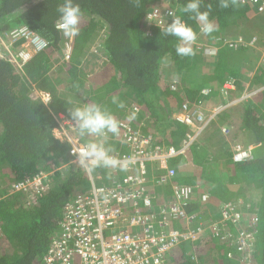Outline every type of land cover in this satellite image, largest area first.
I'll use <instances>...</instances> for the list:
<instances>
[{
	"label": "trees",
	"instance_id": "trees-1",
	"mask_svg": "<svg viewBox=\"0 0 264 264\" xmlns=\"http://www.w3.org/2000/svg\"><path fill=\"white\" fill-rule=\"evenodd\" d=\"M75 2L82 10L79 32L68 37L55 27L63 0H0V264H43L51 244L62 234L69 207L94 186L123 183L128 176L118 164L94 166L89 172L73 164L72 145L57 137L55 116L74 120L75 107L99 104L113 114L119 131L126 127L150 137L154 147L180 149L188 129L174 117L185 104L191 108L224 104L226 84L234 83L241 92L247 85L264 83V64L256 61L262 57L254 55L260 40L264 46V3L261 7L229 0L225 9L219 7V0H203L201 11H209L216 30L205 34L201 22L183 14L197 40L191 45L193 55L178 56L177 39L164 35L172 20L164 19L161 25L153 13L180 15L187 0ZM22 28L48 45L23 70L2 45ZM234 28L238 30L232 32ZM67 43L71 55L64 62L61 52ZM22 44L10 45L11 53L17 55ZM94 49L101 54V64L89 71ZM40 93L50 95L51 101L45 103ZM255 101L236 112L243 117L238 129L234 111L221 117L219 126L230 122L236 128L231 141L219 130L206 131L183 154L169 159L166 166L158 165L160 172L175 171V179L154 180L161 175H154V165H148L154 205L144 211L147 220L140 234L147 227L157 233L166 230L160 224L165 218L160 206L168 203L174 187L206 186L211 194L209 208L201 198L184 207L188 216H195L191 226L186 220L168 218L174 229H201V233L196 240H181L165 255L164 264H264V91ZM240 136L243 142L238 145L254 148L242 162L234 159L233 150ZM79 137L81 144L102 140L116 156L129 152L116 134ZM42 173L48 177L39 193L13 192L14 184ZM165 186L170 188L166 193L161 191ZM228 203L240 205L243 220L227 222L223 228L218 209ZM209 209L213 222L206 223ZM214 223L218 232L211 227ZM244 233L249 235L246 241L241 238Z\"/></svg>",
	"mask_w": 264,
	"mask_h": 264
},
{
	"label": "built area",
	"instance_id": "built-area-1",
	"mask_svg": "<svg viewBox=\"0 0 264 264\" xmlns=\"http://www.w3.org/2000/svg\"><path fill=\"white\" fill-rule=\"evenodd\" d=\"M243 4H253L263 7V0H242ZM172 13V15H169ZM174 13L171 11L153 13L159 24L164 19L172 20ZM23 41L21 50L17 55L10 51L8 46ZM5 43V45H4ZM10 52L14 63L23 70L28 61L35 54L47 48V42L26 28L15 31L3 42ZM71 55V43H67L63 51V61L68 62ZM250 87H245L239 101L232 102L210 109L206 104H195L192 109L189 104L183 106L178 121L185 124L190 133L186 136L180 149L161 148L155 146L150 137H145L139 132H133L126 127L118 131L116 139L126 144L129 152L125 156L112 155L127 170L128 176L123 183L111 181L108 186L93 187L92 191L80 197L69 207L66 213L62 234L51 244L50 250L43 259V264H164V257L181 240H196L201 233L198 230L174 229L168 218L186 220L191 226L195 216H188L184 207L198 200L196 189L191 186H176L166 205L160 206V212L165 216L161 225L167 227L165 231L157 233L151 227L144 229L140 234L142 224L147 220L144 211L154 205L153 190L150 189L152 177H149L148 165L158 164L166 166L169 159L183 154L193 143L198 140L204 130L216 119L218 115L234 106L238 102L251 98ZM236 90L234 83L223 87L222 94L229 97ZM205 94H208L205 92ZM45 103L51 101L50 95L41 97ZM192 109V110H191ZM58 124L57 137L68 141L72 145L71 157L73 164L82 166L89 172L94 166L81 164L79 149L84 145L80 142L76 121L68 119L65 115L55 116ZM226 135L230 132L224 130ZM234 159L238 162L249 158L250 152L236 144L233 147ZM243 154H248L242 158ZM48 174L42 173L32 181L21 182L13 185V192L35 191L39 193L47 179ZM175 171H168L167 178L175 179ZM208 194L202 196L206 203ZM1 200V194H0ZM242 214L234 207L228 206L222 211V225L227 227V222L238 224ZM187 226V227H188ZM218 232L216 224L211 226ZM249 235L242 234L246 241Z\"/></svg>",
	"mask_w": 264,
	"mask_h": 264
},
{
	"label": "clouds",
	"instance_id": "clouds-1",
	"mask_svg": "<svg viewBox=\"0 0 264 264\" xmlns=\"http://www.w3.org/2000/svg\"><path fill=\"white\" fill-rule=\"evenodd\" d=\"M202 2L203 0H187V3L180 9L181 14L175 15L172 19V22L168 24V26L164 29L165 36H173L177 39L178 43L176 44L175 51L178 56L193 55L194 51L191 45L197 40V33L193 30L191 26H189L182 19L183 14L185 13L191 14L193 19H196L199 22H201L202 23L201 31L205 34H211L216 30L215 24L209 20V11H203V12L201 11ZM208 7L210 10L211 6L209 5ZM219 7L225 9L228 8L229 0H219ZM57 11L60 13L59 20L55 25L57 30L62 31L63 34L68 37L76 36L79 32L78 24L82 16V10L80 5L76 3L75 0H63V3L58 6ZM169 15H172V13H169ZM261 64H264V57H262L261 62L258 63V65ZM249 87H250L249 89L250 92H252L253 88L250 85ZM244 90L241 91L240 93L243 94ZM261 90L264 91V87ZM262 91H260L259 93H261ZM222 96L224 99L227 98L226 103L224 104L217 103L212 106L210 105L207 106L210 109H213L221 105L230 104L228 103V98H230V95L229 97H226L224 96V94H222ZM181 112L182 111L180 110L177 114H175L174 118L178 123H180L181 125L185 126L188 129V133L186 134L187 136L190 133V129L185 124L178 121L177 119V116H179ZM224 113L225 111L218 116H223ZM71 116L76 121V127L81 137L85 135L106 137L107 133L118 134L119 125L117 120L115 119V117L111 112L107 111L99 104L83 105V106L75 107L71 112ZM227 131L230 132V130ZM182 144L180 146H182ZM79 151H80V162L86 167H88V165H92V166H100L103 168H109V167H116L117 164L120 163L112 155H110V152L112 150L110 148H106L102 140L98 142L86 143L79 149ZM89 171H91V168H89ZM200 189L204 192L200 196L201 201H202V196L204 194L209 195V199L205 203L206 206L209 208L211 202V194L207 192L206 186H203ZM228 206L234 207L237 211L243 213L242 208L237 203H228L226 205H221L220 207L222 208H219L218 211L222 214L223 209Z\"/></svg>",
	"mask_w": 264,
	"mask_h": 264
},
{
	"label": "crops",
	"instance_id": "crops-1",
	"mask_svg": "<svg viewBox=\"0 0 264 264\" xmlns=\"http://www.w3.org/2000/svg\"><path fill=\"white\" fill-rule=\"evenodd\" d=\"M3 42V41H2ZM2 45H3V43H2ZM4 45H5V43H4ZM4 45H3V47H4ZM5 48V47H4ZM6 51H7V49H6ZM254 73H252V75H253ZM264 85V83H262V84H260L258 87L256 86V87H254L253 89H252V92H250L251 93V98H249V99H247V100H243L242 102H238L237 104H235L234 106H231L229 109H227L226 111H225V113L224 114H226V113H228L229 112V114L231 113V112H233L234 111V114L236 115V112H239V111H241V112H243V108L244 107H247L248 105H249V103H253V104H255L256 103V101H255V98H256V96H257V94L260 92V91H262L261 89H263V86ZM261 86H263V87H261ZM241 97H242V94L240 93V92H238V91H233V92H231V94H230V98H228V103H231V102H236V101H239L240 99H241ZM223 100L224 101H226L224 98H223ZM262 112H263V110H262ZM264 113V112H263ZM237 116V119L235 120V124H236V126L235 127H237V129H238V127H241V124H242V118L243 117H241L240 115H236ZM218 117H220V116H218ZM217 122H212L205 130H204V133L203 134H201V136L199 137V138H203L204 137V135L206 134L205 132L206 131H212V132H215V131H217V130H219V133H220V135L224 138V139H226V140H229V141H231V139L229 138V137H231L232 135H233V131L235 130V132H236V128H234V125L233 124H231L230 122H228V123H225L224 124V126H219L218 124H216ZM211 129V130H210ZM224 130H230V135L229 136H227L225 133H224ZM202 135H203V137H202ZM242 135V134H241ZM240 138H241V136H240ZM240 138H237V140H235V145L236 144H239L238 142H243L242 141V138L240 139ZM241 145V144H240ZM244 148H245V146H244ZM254 148H251V147H249V150L250 151H252ZM248 150V151H249ZM250 155H251V153H250ZM154 167V168H153ZM152 168H153V172H157V173H155L154 175H161V178H159V177H154V180H157V179H160L161 181H164L165 180V178H167V172H160L161 170L159 169V167H158V164H155L154 166H153ZM151 168V169H152ZM155 170V171H154ZM161 174H160V173ZM151 175H152V172H151ZM168 180H169V178H168ZM167 189H170L168 186H165V187H163L162 189H161V191H165V190H167ZM168 191V190H167ZM165 193H166V191H165ZM204 192L200 189V190H196V195H197V198L199 199L200 198V196L203 194ZM170 196H168V198H169Z\"/></svg>",
	"mask_w": 264,
	"mask_h": 264
},
{
	"label": "rangeland",
	"instance_id": "rangeland-1",
	"mask_svg": "<svg viewBox=\"0 0 264 264\" xmlns=\"http://www.w3.org/2000/svg\"><path fill=\"white\" fill-rule=\"evenodd\" d=\"M237 30H238V28L231 29L232 32H236ZM9 47L10 46H8V48ZM208 47H210V45H208ZM254 50H255L254 51V55H256V56L260 55V57H264V46L262 45V40H260L258 42V45H257L256 48H254ZM63 51H65V49H63ZM63 51L61 52V56L62 57H63ZM92 53H93V56H89V59H90V61H89V68H87L89 71H91V69H93V68L97 69V65H100L101 64V60L99 59V57H100L101 54L98 52V50L97 49H94V50H92ZM57 56L58 55H56L55 57H57ZM61 56L59 55L60 58H61ZM61 60L63 61L62 58H61ZM256 61L258 63H260L261 62V58L258 59V60H256ZM207 62H210V60H207ZM198 70H202V68L200 67V68H198ZM200 73H201V71L198 72V75ZM169 78H170V74H169ZM39 95H40V97L46 96V94H43V93H40ZM221 117L222 116L217 117L216 120H215V122H217L218 125H220L222 123ZM212 214H214L213 211H211V209H209L208 212H207V214H206V216H208V219L205 220L206 223L213 222V216H212ZM240 214H243V213H240ZM214 224H212V225H214ZM238 228H240V227H238ZM243 231H245V229L244 230H241V232H243Z\"/></svg>",
	"mask_w": 264,
	"mask_h": 264
},
{
	"label": "bare ground",
	"instance_id": "bare-ground-1",
	"mask_svg": "<svg viewBox=\"0 0 264 264\" xmlns=\"http://www.w3.org/2000/svg\"><path fill=\"white\" fill-rule=\"evenodd\" d=\"M248 154H243L242 155V158H246Z\"/></svg>",
	"mask_w": 264,
	"mask_h": 264
}]
</instances>
